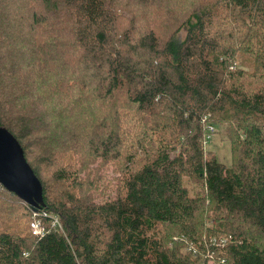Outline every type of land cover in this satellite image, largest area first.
I'll use <instances>...</instances> for the list:
<instances>
[{
	"label": "trees",
	"instance_id": "obj_1",
	"mask_svg": "<svg viewBox=\"0 0 264 264\" xmlns=\"http://www.w3.org/2000/svg\"><path fill=\"white\" fill-rule=\"evenodd\" d=\"M0 126V264H264V0H0Z\"/></svg>",
	"mask_w": 264,
	"mask_h": 264
},
{
	"label": "water",
	"instance_id": "obj_2",
	"mask_svg": "<svg viewBox=\"0 0 264 264\" xmlns=\"http://www.w3.org/2000/svg\"><path fill=\"white\" fill-rule=\"evenodd\" d=\"M0 183L33 211L44 205L43 185L25 157L19 140L0 126Z\"/></svg>",
	"mask_w": 264,
	"mask_h": 264
},
{
	"label": "rangeland",
	"instance_id": "obj_3",
	"mask_svg": "<svg viewBox=\"0 0 264 264\" xmlns=\"http://www.w3.org/2000/svg\"><path fill=\"white\" fill-rule=\"evenodd\" d=\"M238 63L241 65L240 59H238ZM207 148L212 149L221 162L225 163L227 166L231 165L230 142L225 140L224 136L222 138L221 131L216 130V132L212 134L211 140L207 144ZM53 218L58 217L55 215Z\"/></svg>",
	"mask_w": 264,
	"mask_h": 264
},
{
	"label": "built area",
	"instance_id": "obj_4",
	"mask_svg": "<svg viewBox=\"0 0 264 264\" xmlns=\"http://www.w3.org/2000/svg\"><path fill=\"white\" fill-rule=\"evenodd\" d=\"M210 128H212V126H210ZM31 214H32V217H31V220H30V228H31L32 233L34 235H37V236H43L44 234H46L45 233L46 232L45 226L43 224V216H45V214L40 212L39 210H37V211H33L32 210ZM52 223L55 226H60L61 227V223H60L58 218H52ZM222 238H223L222 239V243H220V245H226L229 242V240L233 239L232 236H230L227 239L224 238V237H222ZM213 240L216 241V238H213Z\"/></svg>",
	"mask_w": 264,
	"mask_h": 264
}]
</instances>
